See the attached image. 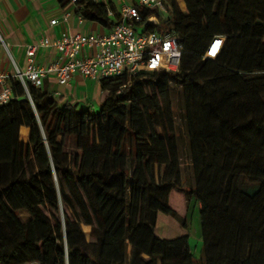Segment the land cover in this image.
<instances>
[{
    "label": "trees",
    "instance_id": "obj_1",
    "mask_svg": "<svg viewBox=\"0 0 264 264\" xmlns=\"http://www.w3.org/2000/svg\"><path fill=\"white\" fill-rule=\"evenodd\" d=\"M170 4L167 18L141 7L137 25L177 37L178 71L102 79L98 110L30 83L27 95L14 82L21 98L0 105V264H264V0ZM76 5L106 28L120 20L112 2ZM216 35L219 54L203 58ZM173 81L182 88L192 187L181 175ZM173 189L202 205L198 261L188 233L156 234L159 213L187 229L169 204Z\"/></svg>",
    "mask_w": 264,
    "mask_h": 264
},
{
    "label": "built area",
    "instance_id": "obj_2",
    "mask_svg": "<svg viewBox=\"0 0 264 264\" xmlns=\"http://www.w3.org/2000/svg\"><path fill=\"white\" fill-rule=\"evenodd\" d=\"M120 20L105 32H70L65 31L54 39L42 38L38 43L26 46V65L24 70H16L11 76L0 74V105L6 104L13 95L10 78L22 85L27 92V83L42 87L44 78L52 74L59 84L70 83L75 73L85 78L100 82L102 79L121 75L127 72L136 76L142 71L154 72L179 69L181 47L177 37L170 31H146L142 28L137 32V23L141 21V7L155 9L161 18L170 17V0H114ZM76 8V0H71ZM69 11L61 15V19H51L49 23L67 22ZM107 14L113 17L108 8ZM147 20L153 24L159 22L157 15H150ZM224 44V37L213 36L203 53V58H215ZM52 47L59 57L46 66L38 65L34 60L37 47ZM89 51L85 55L80 52Z\"/></svg>",
    "mask_w": 264,
    "mask_h": 264
},
{
    "label": "crops",
    "instance_id": "obj_3",
    "mask_svg": "<svg viewBox=\"0 0 264 264\" xmlns=\"http://www.w3.org/2000/svg\"><path fill=\"white\" fill-rule=\"evenodd\" d=\"M95 1L107 5L112 2L117 8L114 0ZM75 10L74 4L69 3L63 7L58 0H0V74L11 76L17 69L24 70L26 46L36 44L44 37L54 39L65 31L89 33L108 30L99 23L83 19ZM66 11L70 13L67 22H58L55 25L49 23L51 19H61V15ZM87 52L89 53V51H82L80 54L85 55ZM58 57L59 54L54 48L39 46L36 49L34 60L38 65L46 66L56 61ZM7 83L14 85L13 95L21 98L14 81L9 78ZM1 88L2 84H0V90ZM41 88L50 91L60 99L61 103H77L79 107L91 105L95 108L100 105L103 95L100 82L85 78L78 73L72 76L70 83L67 85L59 84L54 75L49 74L44 78ZM28 133L27 127L23 126L19 130L22 140L28 139ZM193 205L195 204L193 203ZM196 205L199 209L197 201ZM211 213L216 214L214 211ZM159 215L160 213L157 216L156 229L158 228ZM180 215L182 216V214ZM200 225L203 241L204 221L202 218ZM188 226L189 223L187 229H184L181 234L188 233ZM156 234L163 237L157 232Z\"/></svg>",
    "mask_w": 264,
    "mask_h": 264
},
{
    "label": "rangeland",
    "instance_id": "obj_4",
    "mask_svg": "<svg viewBox=\"0 0 264 264\" xmlns=\"http://www.w3.org/2000/svg\"><path fill=\"white\" fill-rule=\"evenodd\" d=\"M194 0H177L178 6L183 9L188 3H191ZM137 32L142 31V26H137ZM173 87V102L175 106V120L177 127L180 133V149H181V175L184 178L185 187L193 186L192 179V168L190 162V147L189 140L187 136V125L184 115V100L182 95L181 84L177 81L172 82ZM99 106L95 107V110H98ZM69 149V146H67ZM79 154V165H81L82 154ZM196 197L194 194L188 198H185L183 191L173 189L171 192L169 204L175 209L178 213L182 214V217L185 218L186 223H189L188 226V241L191 246V250L195 259L198 261L201 251H202V227L200 225V220L204 212L202 211V205L198 201L199 209L196 205ZM193 203L196 205H193ZM201 206V209H200ZM20 218L23 221H26L29 216L25 211L19 212ZM201 217V218H200ZM83 230L85 231L86 239L91 240L92 237L89 235V227L82 225ZM184 231V228L181 227L173 218L165 214L160 213L158 219V228L156 232L163 237H175L178 236ZM164 232V233H163Z\"/></svg>",
    "mask_w": 264,
    "mask_h": 264
}]
</instances>
